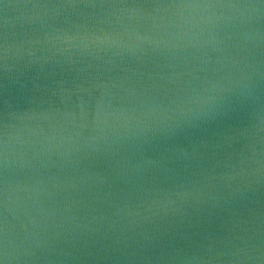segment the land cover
<instances>
[{
	"label": "water",
	"instance_id": "95a60500",
	"mask_svg": "<svg viewBox=\"0 0 264 264\" xmlns=\"http://www.w3.org/2000/svg\"><path fill=\"white\" fill-rule=\"evenodd\" d=\"M0 264H264V0H0Z\"/></svg>",
	"mask_w": 264,
	"mask_h": 264
}]
</instances>
